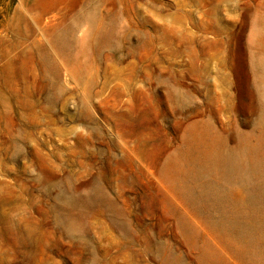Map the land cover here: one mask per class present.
Returning <instances> with one entry per match:
<instances>
[{"label": "rangeland", "instance_id": "1", "mask_svg": "<svg viewBox=\"0 0 264 264\" xmlns=\"http://www.w3.org/2000/svg\"><path fill=\"white\" fill-rule=\"evenodd\" d=\"M263 16L264 0H0V264H248L183 170L206 123L226 148L259 132Z\"/></svg>", "mask_w": 264, "mask_h": 264}, {"label": "bare ground", "instance_id": "2", "mask_svg": "<svg viewBox=\"0 0 264 264\" xmlns=\"http://www.w3.org/2000/svg\"><path fill=\"white\" fill-rule=\"evenodd\" d=\"M257 21L253 39L258 49L252 67L256 85L264 96V16ZM258 127L252 140L244 137L240 144L230 148L222 144L224 136L208 123L204 132L192 131L187 140L188 167L183 170L198 191L195 197L185 194L187 202L207 209L215 237L248 264H264V110ZM177 185L187 193L189 187L184 181L178 180ZM67 200L68 197L63 198ZM217 212L225 221L211 220V214ZM239 217L241 222L237 221Z\"/></svg>", "mask_w": 264, "mask_h": 264}]
</instances>
